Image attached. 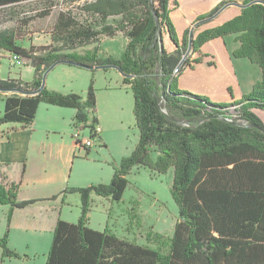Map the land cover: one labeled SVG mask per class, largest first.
I'll use <instances>...</instances> for the list:
<instances>
[{
  "label": "trees",
  "instance_id": "1",
  "mask_svg": "<svg viewBox=\"0 0 264 264\" xmlns=\"http://www.w3.org/2000/svg\"><path fill=\"white\" fill-rule=\"evenodd\" d=\"M24 1L32 0H0V8ZM224 4L198 15L196 21L210 17ZM177 7L178 0L87 1L80 10L98 21L76 27L71 13H60L54 27L58 35L52 40L61 45L41 50L17 43L11 31H0V49L28 60L34 70L30 81L0 78L4 103L0 125H30L40 102L75 108V128L90 116L96 120L92 78L84 95L41 87L43 72L59 59L118 65L127 74L121 77L122 84L133 96L138 139L131 152L113 164L109 182L66 187L47 198L61 196L63 201L67 193H77L80 213L75 222L56 220L44 264H264V123L253 111L264 110V4L254 2L240 8L232 17L191 34L190 40V31L179 35L171 20L170 13ZM50 11L49 4L37 15ZM110 16L120 19L112 24L107 22ZM116 31L127 37L119 57L100 56L99 45L82 54L62 51ZM227 35H234L238 42L232 55L260 68V77L250 91L231 102H216L179 88V74L198 64H215L206 59L208 53L202 46ZM11 88L37 92L23 94ZM5 92L10 94L3 95ZM251 123L259 128L248 126ZM135 166L157 173L171 168L173 172L170 193L177 205V218L171 236L148 231L146 240L154 247L88 224L91 195L120 201ZM17 192L18 183L2 176L0 205H8L6 227L0 236L2 259L28 257L8 245L10 221L15 208L40 199L21 200Z\"/></svg>",
  "mask_w": 264,
  "mask_h": 264
},
{
  "label": "rangeland",
  "instance_id": "2",
  "mask_svg": "<svg viewBox=\"0 0 264 264\" xmlns=\"http://www.w3.org/2000/svg\"><path fill=\"white\" fill-rule=\"evenodd\" d=\"M87 1L91 0H32L1 7L0 31H11L15 34L17 43L24 46L31 45L38 50L46 46L61 45L60 42L56 43L52 40V36L58 35L54 27L60 13H71L72 26L76 27L83 24L87 26L89 23L98 21L94 16L87 15L80 10L79 6ZM181 3V7L170 13L179 35L191 29L192 34L196 33L202 28L215 24L218 20V17L214 16L193 26L198 10L200 12L207 10L206 0L202 3L199 2L196 8L194 0H181ZM49 4L51 5L49 14L38 16L37 13ZM235 13L234 9L227 10L219 18L223 20ZM119 19L120 16H110L107 18V22L116 24ZM126 41L127 37L122 31H116L114 35L102 33L88 43H78L74 48L62 51H75L82 54L94 45H99L100 56L119 57ZM164 42L167 49L171 50L172 45L166 37H164ZM233 42H236L234 35L227 37L224 44L221 40L207 43L205 50L210 55L216 54L217 65L215 67L199 65L195 70L181 75L180 87L191 93L206 95L211 100L218 102L230 101V94L239 96L246 90L248 91L246 84H240L241 77L255 74L253 70L258 71V77H260V68L256 64L252 63L251 65V62L246 58H234L232 55ZM219 46H221L220 51H223V55H219ZM224 49L226 50L224 51ZM22 61L25 65L13 66L9 60L8 52L0 49V77L8 71L14 74L21 72V76L25 78L31 77L33 68L28 60L22 59ZM121 77L120 72L111 66L86 68L66 62L56 64L46 74L45 86L48 89H51L49 87H51L53 79L55 86L75 87L76 93L81 95H84L90 79H93L96 91L95 113L102 119L103 133L101 132L100 136L104 144L99 139L95 140L90 154L96 161L83 162L84 171H95L97 169L93 167H100V163L103 162L105 164L101 166L104 171L103 175H105L107 169H112L114 163L128 155L137 142L138 130L132 112V91L128 86L122 84ZM244 79L247 80V76ZM226 86L230 87V91ZM2 104L3 100L0 95V105ZM231 114L236 116L235 109L231 110ZM258 115L264 122V110H258ZM83 132L85 135L87 134L86 130ZM82 155L84 156V154ZM172 176L171 168L165 173H157L143 166L133 167L127 176L128 184L120 201H112L96 194L91 195L89 226L99 230L107 227L120 238L154 247V243L146 240L148 231L171 236L177 218V205L170 193ZM92 183L93 181H89L86 185ZM67 199L69 205L64 211V216L72 218L76 213L79 216V195L70 193ZM5 227L6 217L2 219L0 236H2ZM20 235L21 232H15L12 242L8 245L19 253L29 256L22 259L6 257L2 259L0 248V264H44L51 241L44 247H35L33 245L34 233H28L27 242L23 241ZM51 239L52 234L50 235ZM28 258L30 260L26 261L25 259Z\"/></svg>",
  "mask_w": 264,
  "mask_h": 264
},
{
  "label": "crops",
  "instance_id": "3",
  "mask_svg": "<svg viewBox=\"0 0 264 264\" xmlns=\"http://www.w3.org/2000/svg\"><path fill=\"white\" fill-rule=\"evenodd\" d=\"M203 1L205 0H194L195 8L199 4V2L202 3ZM242 1L243 0H206V4H208V8H206L207 10L200 12V10L197 9L198 12L196 13V16L210 12L221 3L228 4L216 15L218 17V20L215 24H218L230 18H224L223 20H220L219 18V16L225 13L227 10L234 9L236 11L235 14L238 13L240 7L229 3H242ZM181 4V0H178V7H181ZM229 36L232 35H227L224 38L210 40L207 43L212 41L217 42L218 40H221L224 44V41ZM207 43L202 46L204 52H207L205 50V45ZM237 46L238 42H233L232 50H234ZM220 47L221 46L218 47V50L220 52L219 55H221L223 52L220 51ZM225 50L226 49H224V51ZM215 55H210L208 53V56L206 57V59H213L215 61L214 65L208 66L205 63L198 64L194 69L179 74V88H181L179 80L181 75L195 70L199 65L215 67L217 65ZM253 69L256 68L253 67ZM253 71L255 72V74L252 73L242 76L241 80L239 81L240 84L247 85L248 91H250L253 83L259 78V72L256 70ZM33 75L31 77L25 78L21 76V72L14 74L8 71L0 78H20L25 81H30L33 78ZM246 76L248 78L247 80L244 79V77ZM49 88L60 91L62 93L77 92L75 87L66 88L64 86H55L53 79L51 80V87ZM226 88L228 91H230L229 86H226ZM248 91L246 90V92H243L239 96H233L232 94H230V101L225 102H231L232 100L238 99ZM2 94L6 95L10 93L5 92ZM3 109L4 103L0 105V114L3 112ZM253 111L258 115L257 109H254ZM75 112L76 109L72 107L40 102L37 107L35 118L30 125L23 126L20 123L14 122L0 125V182L2 181V176H5L8 182L18 183V199H40L30 204L29 206H26L24 208H15L13 210V215L9 226L8 243L12 242L15 232H21L20 238H22V240L26 242L29 237L28 233L32 232L34 233L33 245L35 247H44L51 241L50 235L52 234L55 222L58 218L71 222H75L78 218V213H76L72 218H66L64 216V211L69 205L67 196L70 193L66 194L63 201L61 196H58L55 199L47 198L59 193L66 187L84 186L89 181H93V183H107L110 180L113 174V168L107 169V173L103 175L104 171H102L101 166L102 164H105L103 162L100 163V167H93L97 169L95 171H84L82 166L83 162L89 163L96 160L90 154L91 147L79 148L76 145L73 137L75 129ZM94 115L97 122L101 124V132L103 133L102 119L96 113ZM100 135V140L104 144L103 139ZM87 149L88 152L86 153ZM82 154H84V156ZM7 210L8 205H0L1 227L2 219L6 217ZM25 260L29 261L30 258Z\"/></svg>",
  "mask_w": 264,
  "mask_h": 264
},
{
  "label": "built area",
  "instance_id": "4",
  "mask_svg": "<svg viewBox=\"0 0 264 264\" xmlns=\"http://www.w3.org/2000/svg\"><path fill=\"white\" fill-rule=\"evenodd\" d=\"M9 60L13 64V66H21L24 64L22 58L13 53H8ZM84 130L87 131V134H84ZM102 130L101 124L97 122V120H93V117L90 116L86 122L80 124L79 128L74 129L73 137L76 142V145L79 148L82 147H92L95 143V140H100V132Z\"/></svg>",
  "mask_w": 264,
  "mask_h": 264
},
{
  "label": "water",
  "instance_id": "5",
  "mask_svg": "<svg viewBox=\"0 0 264 264\" xmlns=\"http://www.w3.org/2000/svg\"><path fill=\"white\" fill-rule=\"evenodd\" d=\"M254 2H261L264 4V0H252L250 2H248L247 4H244V3H237V2H232V3H229V4H234V5H237L238 7L240 8H243L245 6H248ZM228 4H225L224 6H222L217 12H215L213 15H211L210 17H207V18H204V19H200L198 21H195V23L193 24V26L197 25L199 22H202V21H205L207 19H211L212 17L216 16L224 7H226ZM156 22H157V19H156ZM192 30V29H191ZM190 30L189 32V40L191 38V34H192V31ZM190 49V46L187 48V52L189 51ZM61 62H66V63H70V64H75V65H79V66H82V67H86V68H93V67H107V66H111V67H114L116 68L120 74L122 76H127V74H125L121 68L118 66V65H115V64H101V65H86V64H82L78 61H74V60H69V59H59V60H56L54 61L42 74V77H41V87H43L45 85V79H46V74L49 70H51L56 64L58 63H61ZM10 91H16V92H20V93H23V94H33V93H36L37 90H32V91H25V90H22V89H19V88H11L9 89ZM248 126H255L257 128H259V126H257L256 124H248Z\"/></svg>",
  "mask_w": 264,
  "mask_h": 264
}]
</instances>
